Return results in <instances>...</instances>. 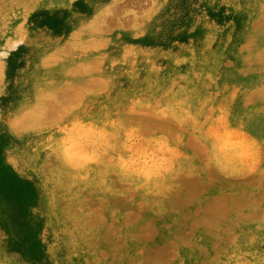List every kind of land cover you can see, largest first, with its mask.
<instances>
[{"label": "rangeland", "instance_id": "1", "mask_svg": "<svg viewBox=\"0 0 264 264\" xmlns=\"http://www.w3.org/2000/svg\"><path fill=\"white\" fill-rule=\"evenodd\" d=\"M0 162V264H264V0H0Z\"/></svg>", "mask_w": 264, "mask_h": 264}, {"label": "trees", "instance_id": "2", "mask_svg": "<svg viewBox=\"0 0 264 264\" xmlns=\"http://www.w3.org/2000/svg\"><path fill=\"white\" fill-rule=\"evenodd\" d=\"M37 203L31 185L0 168V229L7 237L9 249L22 251L28 257L35 255L39 247L31 215Z\"/></svg>", "mask_w": 264, "mask_h": 264}, {"label": "clouds", "instance_id": "3", "mask_svg": "<svg viewBox=\"0 0 264 264\" xmlns=\"http://www.w3.org/2000/svg\"><path fill=\"white\" fill-rule=\"evenodd\" d=\"M240 154L243 153L245 146L243 144H237L233 146Z\"/></svg>", "mask_w": 264, "mask_h": 264}]
</instances>
